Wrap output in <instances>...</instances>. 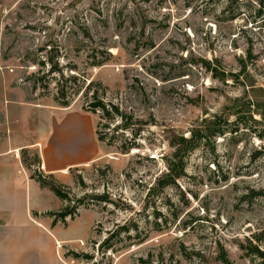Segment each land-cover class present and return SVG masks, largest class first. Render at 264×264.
<instances>
[{
  "label": "rangeland",
  "instance_id": "obj_1",
  "mask_svg": "<svg viewBox=\"0 0 264 264\" xmlns=\"http://www.w3.org/2000/svg\"><path fill=\"white\" fill-rule=\"evenodd\" d=\"M261 111L264 0H0V153L67 198L40 187L65 264H257ZM76 133L90 161L38 172Z\"/></svg>",
  "mask_w": 264,
  "mask_h": 264
},
{
  "label": "crops",
  "instance_id": "obj_2",
  "mask_svg": "<svg viewBox=\"0 0 264 264\" xmlns=\"http://www.w3.org/2000/svg\"><path fill=\"white\" fill-rule=\"evenodd\" d=\"M83 142L76 133L59 145L61 150L43 145L38 172L55 176L84 166L91 157ZM60 153L72 158L57 161ZM42 197L51 195L42 191L17 155L0 153V264H65L58 246L67 241L56 238L60 224L53 225L52 218L42 216L52 211L41 202Z\"/></svg>",
  "mask_w": 264,
  "mask_h": 264
},
{
  "label": "trees",
  "instance_id": "obj_3",
  "mask_svg": "<svg viewBox=\"0 0 264 264\" xmlns=\"http://www.w3.org/2000/svg\"><path fill=\"white\" fill-rule=\"evenodd\" d=\"M204 66L207 69H210V65L208 63H204ZM89 85H88V88H86V89H89ZM91 97H92V103H91L92 111H93V113L94 112H97V113L99 112L100 113V117H99L100 120L106 119V120H109V121H114L115 119L119 118L120 124H121L119 126H120L121 130H127V129L130 128L129 125H131V120L132 119L127 117V116H124V114L120 111V109L117 106H115L113 104H110V103H108V104L105 103V101H104V99L102 97H98L97 92H93ZM259 115H260L261 120L264 122V112L261 111ZM99 126H100V124H98V127ZM96 139L99 142H102V141L106 140L105 137H104V134L102 132H100V130L96 132ZM194 140H195V135L191 136L188 139L181 138L180 139V143H181L180 145L183 146V145H185L187 143L191 144L192 142H194ZM175 148L177 150V154L175 155V157L179 158V154H181L183 149L182 150L179 149V145L176 146ZM124 152L127 153L128 151L125 149ZM171 166L180 168L182 170V165H181L180 161H178L175 165H173V163H172ZM169 168H170V172L167 174L166 178H168L170 180V177L173 176V173H171L173 171H172L171 167H169ZM174 174H176V172H174ZM31 178H34L36 180V182L39 184L40 187H42L44 189H48L50 192H52L59 200H61V201L67 200L65 195H63V193H61L60 189L57 186L48 184L43 179V177L41 175H35L33 177L31 176ZM162 180L160 179L158 181V183L160 184L159 186L165 184V183H162ZM171 181H173V180H171ZM70 215H71L70 212L65 211L63 214H60L58 218L59 219L60 218L61 219H65L66 217H68ZM55 223H56V220L53 221V225ZM253 254H254V257L259 260V262L257 264H264V252H262V251H260L259 249L256 248V249H254V253Z\"/></svg>",
  "mask_w": 264,
  "mask_h": 264
}]
</instances>
